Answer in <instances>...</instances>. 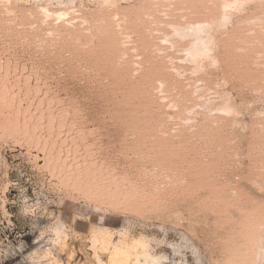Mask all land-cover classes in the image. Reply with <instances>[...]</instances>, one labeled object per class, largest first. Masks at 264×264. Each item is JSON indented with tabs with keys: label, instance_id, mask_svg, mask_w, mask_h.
<instances>
[{
	"label": "rangeland",
	"instance_id": "rangeland-1",
	"mask_svg": "<svg viewBox=\"0 0 264 264\" xmlns=\"http://www.w3.org/2000/svg\"><path fill=\"white\" fill-rule=\"evenodd\" d=\"M0 264H264V0H0Z\"/></svg>",
	"mask_w": 264,
	"mask_h": 264
}]
</instances>
